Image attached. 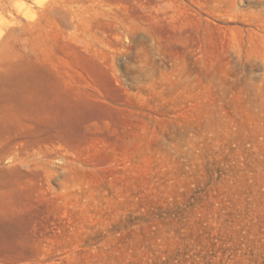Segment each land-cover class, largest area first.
Returning <instances> with one entry per match:
<instances>
[{"label":"rangeland","instance_id":"obj_1","mask_svg":"<svg viewBox=\"0 0 264 264\" xmlns=\"http://www.w3.org/2000/svg\"><path fill=\"white\" fill-rule=\"evenodd\" d=\"M10 29L0 264H264V0H0Z\"/></svg>","mask_w":264,"mask_h":264},{"label":"bare ground","instance_id":"obj_2","mask_svg":"<svg viewBox=\"0 0 264 264\" xmlns=\"http://www.w3.org/2000/svg\"><path fill=\"white\" fill-rule=\"evenodd\" d=\"M13 33H14V30L10 29V30H7V32L2 37H0L1 38V40H0V54L4 50L5 45L7 44L8 40L12 37Z\"/></svg>","mask_w":264,"mask_h":264}]
</instances>
